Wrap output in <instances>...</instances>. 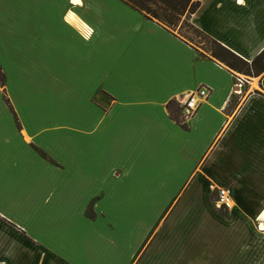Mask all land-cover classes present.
I'll list each match as a JSON object with an SVG mask.
<instances>
[{
	"label": "crops",
	"instance_id": "0c3cea01",
	"mask_svg": "<svg viewBox=\"0 0 264 264\" xmlns=\"http://www.w3.org/2000/svg\"><path fill=\"white\" fill-rule=\"evenodd\" d=\"M200 1L198 29L248 61L264 49V0ZM0 66V264L262 260L264 73L123 0H0ZM224 188L244 233L218 240Z\"/></svg>",
	"mask_w": 264,
	"mask_h": 264
},
{
	"label": "trees",
	"instance_id": "16d2710c",
	"mask_svg": "<svg viewBox=\"0 0 264 264\" xmlns=\"http://www.w3.org/2000/svg\"><path fill=\"white\" fill-rule=\"evenodd\" d=\"M125 3L141 12L147 18L156 20L165 28L175 31L180 26L192 32L199 38L208 42L205 49L213 58L221 61L232 70L249 76H259L264 73V49L251 61L245 60L235 52L225 47L215 39L211 38L203 31L191 23V15L197 11L201 5L200 0H123ZM178 33V32H177ZM179 34V33H178ZM182 38L193 43L192 39L182 34ZM0 83L4 85L5 74L0 66ZM175 108V109H174ZM173 110L177 113L182 111L178 107ZM186 127V123L183 122Z\"/></svg>",
	"mask_w": 264,
	"mask_h": 264
},
{
	"label": "rangeland",
	"instance_id": "374dc122",
	"mask_svg": "<svg viewBox=\"0 0 264 264\" xmlns=\"http://www.w3.org/2000/svg\"><path fill=\"white\" fill-rule=\"evenodd\" d=\"M180 24H179V26L176 27L175 32H178L179 34H182L184 36L189 37L190 39H192L193 44L195 46H197L198 48H200L201 50H203V51H205L207 53V51L205 49L208 47V42L206 40L202 39V38L197 37L192 32L186 30V28L181 27ZM240 74H242L241 78H243V79H249L250 77H253V76H249V75H246V74H243V73H240ZM243 83H244V87H245V90H243V91H245L243 93V95H245V94H247L249 92V90L246 88L247 87L246 82H243ZM176 114L181 116L182 121L184 120L183 115H181V113H176ZM220 211H221V214L226 219H228L230 222H228V223L224 222L226 224V226H224V227H223L222 224L219 226V228L223 229L224 232L222 233L221 231L218 230V236H217L218 240L221 237H225L226 239H228V237L236 238L237 237V233H239V232L244 233V229H241V228L237 229V228L234 227V225H236V223L233 220L234 218L232 216H229V214H228V212H227V210L225 208H221ZM232 220H233V222H231ZM262 223H264V221H259L258 220L256 222V230L259 231V232L264 233V227H261ZM261 250H262L263 257H262V260L260 262H256V263L248 262V261L247 262H240V261L236 260L237 259L236 256H231L232 258H229V259H227L225 261H223V260L219 261L221 259V257H219L218 260L214 261V264H264V248H261ZM233 259H235V260H233ZM135 264H137V263H135ZM199 264H212V263L209 262V261H200Z\"/></svg>",
	"mask_w": 264,
	"mask_h": 264
},
{
	"label": "built area",
	"instance_id": "2783aa9c",
	"mask_svg": "<svg viewBox=\"0 0 264 264\" xmlns=\"http://www.w3.org/2000/svg\"><path fill=\"white\" fill-rule=\"evenodd\" d=\"M243 80L239 79L237 83V89L241 88L243 85ZM210 91L207 87L201 86L198 89L192 91L189 93L181 102V109L182 114L185 118V120L191 118L197 108L199 101L206 98L209 95ZM231 195V189L230 188H224L219 190L218 194V204L221 208H227L229 206V196Z\"/></svg>",
	"mask_w": 264,
	"mask_h": 264
},
{
	"label": "snow or ice",
	"instance_id": "6c2138e0",
	"mask_svg": "<svg viewBox=\"0 0 264 264\" xmlns=\"http://www.w3.org/2000/svg\"><path fill=\"white\" fill-rule=\"evenodd\" d=\"M241 2H242V0H241Z\"/></svg>",
	"mask_w": 264,
	"mask_h": 264
}]
</instances>
